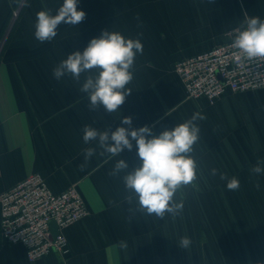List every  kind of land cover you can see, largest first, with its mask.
<instances>
[{
    "label": "crops",
    "instance_id": "obj_1",
    "mask_svg": "<svg viewBox=\"0 0 264 264\" xmlns=\"http://www.w3.org/2000/svg\"><path fill=\"white\" fill-rule=\"evenodd\" d=\"M19 2L0 0V34L13 11H22L0 51V194L39 172L56 193L75 184L89 213L64 229L67 256L30 261L23 243L3 237L0 205V264H264V174L251 171L264 162V88L229 91L212 104L189 97L174 70L179 59L234 39L246 16L264 20V0H79L85 19L61 23L44 43L34 35L36 14H56L63 0H26L23 9ZM104 30L143 44L131 92L113 113L89 110L79 91L89 73L79 81L53 76L69 53L82 52ZM194 114L203 117L195 122L200 139L191 153L197 179L175 194L183 203L179 214L163 219L127 203L123 173L109 174L120 158L138 166L135 141L116 157L101 156L97 141H83L85 126L111 132L128 127L121 121L131 117L133 128L147 125L158 135ZM90 147L96 154L82 169ZM221 173L236 177L239 189L228 190ZM184 237L187 249L179 245Z\"/></svg>",
    "mask_w": 264,
    "mask_h": 264
},
{
    "label": "clouds",
    "instance_id": "obj_2",
    "mask_svg": "<svg viewBox=\"0 0 264 264\" xmlns=\"http://www.w3.org/2000/svg\"><path fill=\"white\" fill-rule=\"evenodd\" d=\"M78 2L63 0L54 15L50 9L39 11L34 26L35 38L41 43L50 42L57 36L61 23L78 25L82 22L86 13L77 9ZM209 2L214 3L215 0ZM230 47L237 50V60L241 62L264 61V20L246 16ZM137 54H143L139 38H125L120 32L104 30L99 37L92 38L82 52L69 53L53 69V76L59 80L69 75L79 81L81 74L89 73L79 89L87 94L89 110L102 106L105 112H117L131 92L127 85L133 80ZM93 70L95 74H92ZM198 119L203 117L194 114L173 129L154 135L149 126L133 128L132 118L124 117L121 123L128 127L120 126L111 132L107 128L101 131L85 126L83 141L85 144L97 141L102 149L100 155L108 154L110 157L120 156L125 149L132 151L135 141L138 166L130 168L128 162L120 158L109 174L115 177L123 173L121 178L127 192L124 198L127 203L135 201L137 211L163 219L166 213L179 214L183 203L176 202L175 194L197 179L198 164L191 153L200 139V128L195 123ZM95 154L94 148L84 150L82 169ZM262 163L258 161L251 171L257 175L264 174ZM216 174L217 169H211V175ZM220 179L227 181L230 191L240 187L236 177L229 179L221 173ZM256 186L259 189V184ZM179 245L187 249L190 240L181 238Z\"/></svg>",
    "mask_w": 264,
    "mask_h": 264
},
{
    "label": "built area",
    "instance_id": "obj_3",
    "mask_svg": "<svg viewBox=\"0 0 264 264\" xmlns=\"http://www.w3.org/2000/svg\"><path fill=\"white\" fill-rule=\"evenodd\" d=\"M233 39L209 50L176 61L174 70L191 98L215 103L227 92L239 93L264 88V61L237 60ZM1 231L8 244L26 247L30 261L53 252H70L64 229L88 216L84 196L72 184L56 193L39 172L27 175L0 194ZM58 232L51 235V223Z\"/></svg>",
    "mask_w": 264,
    "mask_h": 264
},
{
    "label": "trees",
    "instance_id": "obj_4",
    "mask_svg": "<svg viewBox=\"0 0 264 264\" xmlns=\"http://www.w3.org/2000/svg\"><path fill=\"white\" fill-rule=\"evenodd\" d=\"M24 6H25V4L23 5V7H24ZM23 7H22V9H23ZM22 9H21V10H22ZM21 13H22V11H19V13L17 14L18 17L20 16ZM18 17H17V19L15 20V24H16L17 21H18ZM10 19H11V15L8 17V20L6 21L5 27L2 28L3 30H2V33L0 34V41H1L2 37L4 36V34L6 33V31H8L7 28H9L8 25H9V23H10ZM11 34H12V32H10V34L8 35V38H7V40H6L5 44H4V47H3V49H2V52H3V51L6 49V47L8 46L9 40H10V38H11V36H10Z\"/></svg>",
    "mask_w": 264,
    "mask_h": 264
},
{
    "label": "water",
    "instance_id": "obj_5",
    "mask_svg": "<svg viewBox=\"0 0 264 264\" xmlns=\"http://www.w3.org/2000/svg\"><path fill=\"white\" fill-rule=\"evenodd\" d=\"M14 21V20H13ZM10 27V26H9ZM11 28H12V26L10 27V28H8V31H7V33H6V35H5V37L3 38V42H2V44H1V46H0V51H1V48H2V46L4 45V43H5V41H6V39H7V36H8V34H9V32H10V30H11ZM51 237L53 236V235H55L57 232H58V227H57V224L53 221L52 223H51Z\"/></svg>",
    "mask_w": 264,
    "mask_h": 264
},
{
    "label": "rangeland",
    "instance_id": "obj_6",
    "mask_svg": "<svg viewBox=\"0 0 264 264\" xmlns=\"http://www.w3.org/2000/svg\"><path fill=\"white\" fill-rule=\"evenodd\" d=\"M24 2H26V0H20L19 5H20V6H21V4L23 5ZM24 4H25V3H24ZM21 7H22V6H21ZM16 10H17V8H16ZM16 10H15V11H16ZM15 11H13V13H14V14H13V15H14V18H13V19H16V18H17V17H16V16H17L16 14H18V10H17L16 12H15ZM13 15H12V16H13ZM12 16H11V17H12ZM14 24H15V21H13L12 19H10V23H9L8 27H9V26H10V27L13 26ZM10 27H9V28H10ZM7 29H8V28H7ZM2 39H3V37H2ZM2 39H1L0 43L3 42Z\"/></svg>",
    "mask_w": 264,
    "mask_h": 264
}]
</instances>
